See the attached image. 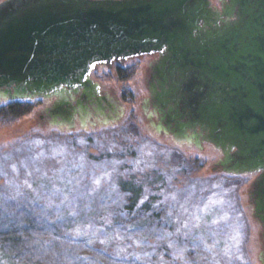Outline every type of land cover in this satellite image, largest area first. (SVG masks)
I'll use <instances>...</instances> for the list:
<instances>
[{"label": "water", "instance_id": "water-1", "mask_svg": "<svg viewBox=\"0 0 264 264\" xmlns=\"http://www.w3.org/2000/svg\"><path fill=\"white\" fill-rule=\"evenodd\" d=\"M142 56L151 127L253 174L264 239V0H0V103L45 99L51 125L118 124L125 105L93 73Z\"/></svg>", "mask_w": 264, "mask_h": 264}, {"label": "rangeland", "instance_id": "rangeland-1", "mask_svg": "<svg viewBox=\"0 0 264 264\" xmlns=\"http://www.w3.org/2000/svg\"><path fill=\"white\" fill-rule=\"evenodd\" d=\"M153 57L123 63L136 65L127 79L119 78L116 64L93 73L125 105L116 125L59 128L41 116L45 99H33L23 116L0 119V224L20 218V198L27 195L65 234L88 243L77 257L66 259L59 250L62 260L50 256L43 264H264L262 227L249 199L254 175L212 170L222 155L213 144L178 143L151 127L143 104ZM135 139L131 156L124 142ZM132 174L144 181L142 199H151V208H127L118 178ZM27 253L29 261L20 244L0 243V264H37V254Z\"/></svg>", "mask_w": 264, "mask_h": 264}, {"label": "trees", "instance_id": "trees-1", "mask_svg": "<svg viewBox=\"0 0 264 264\" xmlns=\"http://www.w3.org/2000/svg\"><path fill=\"white\" fill-rule=\"evenodd\" d=\"M136 70V65L131 64L129 66L119 65L117 66L116 73L120 79H127L134 74ZM35 102L20 100L11 101L0 106V119H15L19 116H23L32 111ZM116 129V128H115ZM97 132L89 133L87 137L93 138ZM86 135V134H85ZM138 141L135 140H125V148L131 156L135 152L134 149L139 145ZM93 158L97 155L91 153ZM161 174V173H160ZM119 188L127 194V208L134 210L136 208L149 209L153 203L151 199L143 201V192L145 190L143 184L144 181H139L135 174L118 178ZM157 188V187H156ZM27 195L20 198V218L17 215H11L5 213L7 220L6 224H0V243L8 244L10 246L20 244V255L24 256L23 259L29 261V253L35 252L40 260L36 258L33 259L34 263L43 264L44 260L50 256L55 259H60L58 257L59 250L68 259L71 255L76 256V251L78 253L81 249L85 247L88 243H83L82 239L74 237L68 233L62 231L58 221H54L57 228L52 229L54 224L51 218L46 214L45 207L41 203H30ZM5 212V211H4ZM50 228V229H49ZM45 249V250H42ZM23 251V252H22ZM82 252V251H81ZM62 260V258L60 259ZM40 261V262H39Z\"/></svg>", "mask_w": 264, "mask_h": 264}, {"label": "flooded vegetation", "instance_id": "flooded-vegetation-1", "mask_svg": "<svg viewBox=\"0 0 264 264\" xmlns=\"http://www.w3.org/2000/svg\"><path fill=\"white\" fill-rule=\"evenodd\" d=\"M116 65H118V64H116ZM109 91L112 92V93H115V92L112 91V90H109ZM46 105H47V104H46ZM46 105H45V106H46ZM45 106H44V107H45ZM44 107H43V108H44ZM43 108H42V109H43ZM42 109H41V110H42ZM41 116H42V118H43L44 120H48V117H47L44 113H43ZM96 123H98V122H96ZM78 125L80 126V122H78ZM88 125H89V126L92 125L91 122H88ZM263 241H264V240H263ZM263 247H264V244H263L262 248H263Z\"/></svg>", "mask_w": 264, "mask_h": 264}, {"label": "snow or ice", "instance_id": "snow-or-ice-1", "mask_svg": "<svg viewBox=\"0 0 264 264\" xmlns=\"http://www.w3.org/2000/svg\"><path fill=\"white\" fill-rule=\"evenodd\" d=\"M97 183H99V181H97Z\"/></svg>", "mask_w": 264, "mask_h": 264}]
</instances>
